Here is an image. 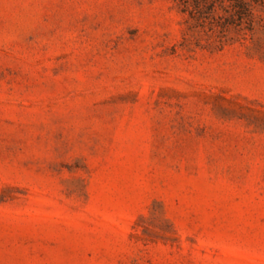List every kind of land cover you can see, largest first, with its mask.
I'll list each match as a JSON object with an SVG mask.
<instances>
[{
  "label": "rangeland",
  "instance_id": "374dc122",
  "mask_svg": "<svg viewBox=\"0 0 264 264\" xmlns=\"http://www.w3.org/2000/svg\"><path fill=\"white\" fill-rule=\"evenodd\" d=\"M0 264H264V0H0Z\"/></svg>",
  "mask_w": 264,
  "mask_h": 264
}]
</instances>
